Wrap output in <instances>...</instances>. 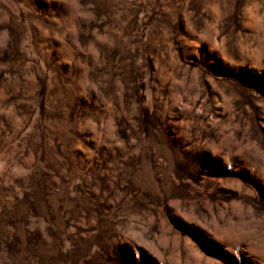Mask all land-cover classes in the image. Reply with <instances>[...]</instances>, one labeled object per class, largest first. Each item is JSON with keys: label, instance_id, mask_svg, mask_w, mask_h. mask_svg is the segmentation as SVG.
I'll list each match as a JSON object with an SVG mask.
<instances>
[{"label": "rangeland", "instance_id": "374dc122", "mask_svg": "<svg viewBox=\"0 0 264 264\" xmlns=\"http://www.w3.org/2000/svg\"><path fill=\"white\" fill-rule=\"evenodd\" d=\"M0 264H264V0H0Z\"/></svg>", "mask_w": 264, "mask_h": 264}]
</instances>
